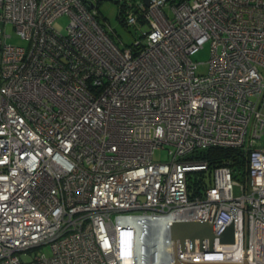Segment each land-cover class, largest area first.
Segmentation results:
<instances>
[{
    "label": "built area",
    "instance_id": "1",
    "mask_svg": "<svg viewBox=\"0 0 264 264\" xmlns=\"http://www.w3.org/2000/svg\"><path fill=\"white\" fill-rule=\"evenodd\" d=\"M98 1L0 0V264H125L129 232L131 264H264V0H125L128 44ZM208 147L242 149L245 179L187 159ZM181 221L211 222L213 249H180Z\"/></svg>",
    "mask_w": 264,
    "mask_h": 264
},
{
    "label": "rangeland",
    "instance_id": "2",
    "mask_svg": "<svg viewBox=\"0 0 264 264\" xmlns=\"http://www.w3.org/2000/svg\"><path fill=\"white\" fill-rule=\"evenodd\" d=\"M125 0H100L96 3L97 9H98V17L100 21H106L108 22L113 28L116 29L117 33L121 36L124 43H130L132 40V37L130 36L129 32L121 25V23L118 20V14H119V6L121 3H123ZM138 1V0H137ZM102 17L104 19H102ZM69 21V16L67 14H63L58 16L55 20L53 25L58 28L60 31H65V26L67 22ZM5 32L7 34H10V37L6 38V42L13 43V44H19L22 43L21 38L15 33L12 26L8 24L5 27ZM4 39V37H3ZM210 53V43L207 41L203 44L201 48L198 49L196 53L192 55V59L195 62H198V67L196 69L197 73L205 74L208 71V64L207 60L209 58ZM262 144H264V137H262L261 140ZM167 147L164 148H158L155 150L154 153V160L155 161H165L169 159V155L167 154ZM239 179V178H238ZM233 193L235 195L239 194L238 187H234ZM23 259H30L33 255L32 253H24L22 254Z\"/></svg>",
    "mask_w": 264,
    "mask_h": 264
},
{
    "label": "water",
    "instance_id": "3",
    "mask_svg": "<svg viewBox=\"0 0 264 264\" xmlns=\"http://www.w3.org/2000/svg\"><path fill=\"white\" fill-rule=\"evenodd\" d=\"M146 5L151 3V0H142ZM90 6H92V2H88ZM170 234L173 241L179 243V248L183 249L185 240L188 239L191 243L194 242L195 239L199 240V248L201 250H206L203 247V240L208 239L209 245L208 250L213 249V240H214V232H213V224L209 221H181L174 222L170 228ZM219 241L223 243H229L233 241V225L230 224L226 226L224 231L219 235ZM172 264H248L247 260L244 258L243 263L240 262H217V261H197L190 262L185 260L178 261L176 258Z\"/></svg>",
    "mask_w": 264,
    "mask_h": 264
},
{
    "label": "trees",
    "instance_id": "4",
    "mask_svg": "<svg viewBox=\"0 0 264 264\" xmlns=\"http://www.w3.org/2000/svg\"><path fill=\"white\" fill-rule=\"evenodd\" d=\"M187 159L195 161H206L210 167H214L223 163L229 164L233 169L235 178L245 179V171L247 166L246 153L239 148L232 147H208L205 149H197L187 156ZM205 174H195L192 180L193 186H199L203 182Z\"/></svg>",
    "mask_w": 264,
    "mask_h": 264
},
{
    "label": "clouds",
    "instance_id": "5",
    "mask_svg": "<svg viewBox=\"0 0 264 264\" xmlns=\"http://www.w3.org/2000/svg\"><path fill=\"white\" fill-rule=\"evenodd\" d=\"M135 244L134 232L119 233L117 238L118 256L125 264L135 261Z\"/></svg>",
    "mask_w": 264,
    "mask_h": 264
},
{
    "label": "bare ground",
    "instance_id": "6",
    "mask_svg": "<svg viewBox=\"0 0 264 264\" xmlns=\"http://www.w3.org/2000/svg\"><path fill=\"white\" fill-rule=\"evenodd\" d=\"M151 264H164V260L161 257H157L151 261Z\"/></svg>",
    "mask_w": 264,
    "mask_h": 264
}]
</instances>
